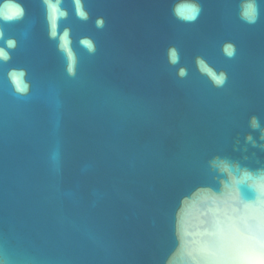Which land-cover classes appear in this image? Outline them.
<instances>
[{
  "label": "water",
  "instance_id": "1",
  "mask_svg": "<svg viewBox=\"0 0 264 264\" xmlns=\"http://www.w3.org/2000/svg\"><path fill=\"white\" fill-rule=\"evenodd\" d=\"M80 3L53 29L0 0V264H238L241 218L264 242V0Z\"/></svg>",
  "mask_w": 264,
  "mask_h": 264
},
{
  "label": "clouds",
  "instance_id": "2",
  "mask_svg": "<svg viewBox=\"0 0 264 264\" xmlns=\"http://www.w3.org/2000/svg\"><path fill=\"white\" fill-rule=\"evenodd\" d=\"M48 4L50 10V19L53 23V29H55V22L58 17H66L67 13L59 8L61 0H56V3L53 4L51 0H45ZM77 13L81 18H86V14L82 11V6L80 0H75ZM255 10V5L252 6ZM191 15L185 17L189 20H194L196 15L199 13V6L195 3L190 5ZM23 15V9L18 6L10 11V13L4 15V19L10 20L18 16ZM255 15L251 17L250 22H254ZM55 36V31L52 33ZM67 32L65 33V37ZM8 46L13 47L14 41L9 40ZM231 54V53H229ZM0 59L7 60L8 54L3 49H0ZM252 126L259 127L258 121L255 117L252 119ZM251 139V137H249ZM242 227L234 224V230L239 239L243 242L239 248L230 256L222 257L225 260L236 261L238 264H264V242L260 238V226L257 225L255 228L248 223L246 219L241 218Z\"/></svg>",
  "mask_w": 264,
  "mask_h": 264
}]
</instances>
